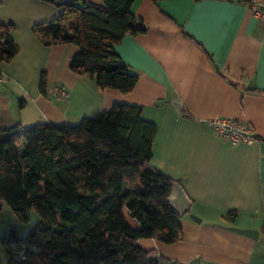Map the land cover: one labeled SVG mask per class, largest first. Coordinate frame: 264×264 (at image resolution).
I'll return each instance as SVG.
<instances>
[{"label":"crops","instance_id":"1","mask_svg":"<svg viewBox=\"0 0 264 264\" xmlns=\"http://www.w3.org/2000/svg\"><path fill=\"white\" fill-rule=\"evenodd\" d=\"M131 12L147 31L127 35L115 46L120 59L138 75L136 87L121 93L100 89L70 70V58L79 50L74 44L45 47L36 38L33 27L57 18L58 6L0 0V23L14 26L19 49L3 66L0 129L45 121L75 125L83 117L110 111L115 103L141 106L142 118L157 128L150 164L182 186L192 200L189 212L193 209L200 222L190 213L183 215L181 241L142 239L140 247L158 254L160 264H264L262 21L239 0H135ZM42 72L47 75V95L39 90ZM58 87L66 92V100L55 96ZM175 100L181 112L173 106ZM217 118L248 124L259 139L232 144L208 126ZM233 211L237 217L230 224L224 215ZM1 212L0 229L6 225ZM31 221L36 222L33 217ZM230 227L253 229L258 238Z\"/></svg>","mask_w":264,"mask_h":264},{"label":"trees","instance_id":"2","mask_svg":"<svg viewBox=\"0 0 264 264\" xmlns=\"http://www.w3.org/2000/svg\"><path fill=\"white\" fill-rule=\"evenodd\" d=\"M39 1L61 13L32 31L45 47H78L69 61L72 72L100 89L129 93L136 87L138 75L115 50L125 36L147 31L131 12L135 0ZM13 29L0 23V79L19 50ZM39 90L47 95L45 72ZM156 132L141 106L126 103L75 125L45 121L0 129V202L22 223L37 216L24 237L13 229L0 236L5 264H160L139 241L173 244L182 240L183 228L167 202L175 181L150 164ZM236 217L228 212L224 220L233 224Z\"/></svg>","mask_w":264,"mask_h":264},{"label":"built area","instance_id":"3","mask_svg":"<svg viewBox=\"0 0 264 264\" xmlns=\"http://www.w3.org/2000/svg\"><path fill=\"white\" fill-rule=\"evenodd\" d=\"M254 14L264 23V0H253L252 3L246 4ZM0 81H2L0 79ZM55 96L60 100H66L67 94L62 88H55ZM208 126L214 129L215 133L222 139L236 144L240 141H253V131L248 124L241 123L233 119H212L207 122Z\"/></svg>","mask_w":264,"mask_h":264},{"label":"water","instance_id":"4","mask_svg":"<svg viewBox=\"0 0 264 264\" xmlns=\"http://www.w3.org/2000/svg\"><path fill=\"white\" fill-rule=\"evenodd\" d=\"M172 104L175 107L176 111H182V107L178 101L175 100L172 102ZM167 202L170 207L174 210V212L180 217L188 213L192 207V200L187 196L184 189L178 182H174L172 184V192L168 197ZM189 215L194 221L200 222V218H198L196 215L192 213H190ZM230 230L254 240L258 238V232L253 229L230 227ZM150 259L155 262L160 261V257L158 254L150 255Z\"/></svg>","mask_w":264,"mask_h":264},{"label":"rangeland","instance_id":"5","mask_svg":"<svg viewBox=\"0 0 264 264\" xmlns=\"http://www.w3.org/2000/svg\"><path fill=\"white\" fill-rule=\"evenodd\" d=\"M24 127H27V126L24 125ZM0 209H2L1 218H3V221L6 224L3 228L0 229V233L3 235H6L9 229H14V230H17L16 232L19 235L22 234L23 236H25L27 234V231L25 233V230L27 229L28 226H31L33 224L32 221L31 223L29 222L27 224L20 222L14 215L13 211L9 207H7L5 204L0 206ZM192 211L194 210L192 209ZM192 211L191 213H193ZM31 217L37 220V216L34 213H31ZM4 262H5L4 254L2 251H0V263L4 264Z\"/></svg>","mask_w":264,"mask_h":264}]
</instances>
